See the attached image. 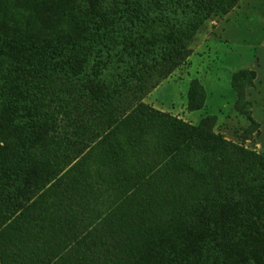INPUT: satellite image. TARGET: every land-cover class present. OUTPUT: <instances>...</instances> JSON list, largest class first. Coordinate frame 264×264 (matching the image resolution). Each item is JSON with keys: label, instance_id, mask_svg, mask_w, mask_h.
Wrapping results in <instances>:
<instances>
[{"label": "trees", "instance_id": "trees-1", "mask_svg": "<svg viewBox=\"0 0 264 264\" xmlns=\"http://www.w3.org/2000/svg\"><path fill=\"white\" fill-rule=\"evenodd\" d=\"M239 1L0 0V264H264V155L142 97Z\"/></svg>", "mask_w": 264, "mask_h": 264}, {"label": "rangeland", "instance_id": "rangeland-1", "mask_svg": "<svg viewBox=\"0 0 264 264\" xmlns=\"http://www.w3.org/2000/svg\"><path fill=\"white\" fill-rule=\"evenodd\" d=\"M189 50L166 76L147 75L143 102L264 155V0L211 17Z\"/></svg>", "mask_w": 264, "mask_h": 264}]
</instances>
